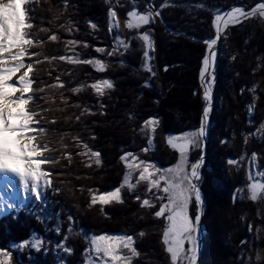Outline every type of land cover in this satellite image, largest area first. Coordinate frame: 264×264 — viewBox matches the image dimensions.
<instances>
[{
  "label": "trees",
  "instance_id": "obj_1",
  "mask_svg": "<svg viewBox=\"0 0 264 264\" xmlns=\"http://www.w3.org/2000/svg\"><path fill=\"white\" fill-rule=\"evenodd\" d=\"M148 3L159 7L163 0H70L67 7L62 0H47V3L41 0L34 13L36 27L31 31L45 43L42 49L38 47L31 51L42 50L48 56L72 55L63 40L74 36L89 45H77L76 53L82 57L103 59L107 64L106 71L98 73L89 65L53 62L61 70L72 71L75 79L70 87L81 83L87 85L102 78L111 79L115 84L102 98L106 105L105 115L86 114L82 122H76L65 121L63 114L56 113L59 123L49 125L59 130L49 137L57 149L50 155L61 159L59 164L44 167L51 168L54 186L60 192L54 194L49 189L47 203L39 207L29 205L26 210L28 215L19 212L15 219L8 216L0 219V246L12 251L14 264H55L53 244L46 243L39 252L30 248L17 251L11 245L31 239L33 235L46 242L63 239L69 224L68 214L73 215L75 220L67 241L74 247V252L71 256L62 254L67 260H80L82 264L83 250L88 247L85 236L107 233L136 237L135 246L140 256L135 264H170L160 240L162 221L152 216L154 209L140 208L134 194L125 189L126 203L105 206V212L110 214L106 218L101 215L99 205L87 209L90 200L88 189L103 192L118 186L124 172L119 157L124 150L134 151L162 168L176 162L178 153L168 145L167 136L199 128L204 105L199 85L200 69L206 53V45L202 41L215 38L212 27L214 13L224 12L233 6H251L254 0H170V6L161 9L162 16L156 17L152 25L142 26L139 30L127 29V11L132 10L134 5L138 11L146 10ZM197 4L203 7H197ZM49 5L52 11L47 10ZM110 6L117 12L120 21L119 29L112 32L108 31ZM69 20L75 22L79 29L72 36L59 27ZM88 21L95 22L97 28H90ZM39 27L48 28L49 32H39ZM148 28L154 40L151 64L155 76L142 68L144 46L138 36ZM53 32L61 36V41L47 40ZM117 34L128 43L127 50L121 48L113 56H101L95 51L96 47L111 50ZM225 34L227 39L221 37L213 70L214 105L209 112L206 131L207 156L200 169L199 185L207 202V212L202 218L205 234L199 264H239L241 240L264 249V201H251L246 189L253 153L257 154V168L264 170V134L257 132L260 124L264 123V61L258 59L264 58V21L259 18L246 20L227 29ZM35 68L39 69L40 78L50 82L46 62ZM73 76L65 75L63 79L69 81ZM253 87L256 90L255 99L250 91ZM65 95L72 102L86 104L97 111L98 98L90 87H85L76 95L70 92H65ZM250 104H254V112L248 117L245 110ZM79 111L77 108L67 109L68 113ZM151 117L158 118L160 123L153 137V150L145 154L140 149L147 145L148 136L146 130L141 131V126ZM61 133H67L62 141L68 145L67 149L61 147ZM77 134L101 152V168H86L81 158L75 155L77 149L71 137ZM93 135L95 139L90 138ZM202 147L203 144L201 148L190 150L189 159H199ZM65 151L73 155L72 164L67 167H64L67 160L62 158ZM230 159L237 162L229 164ZM137 192L144 195L143 183L137 185ZM56 212H60L59 221L54 217ZM242 216L245 219H241ZM57 222L61 223L59 236L53 230ZM250 223L253 225L251 232L248 229ZM257 227L262 229L259 238ZM140 231L145 232L143 237L137 235Z\"/></svg>",
  "mask_w": 264,
  "mask_h": 264
},
{
  "label": "snow or ice",
  "instance_id": "obj_2",
  "mask_svg": "<svg viewBox=\"0 0 264 264\" xmlns=\"http://www.w3.org/2000/svg\"><path fill=\"white\" fill-rule=\"evenodd\" d=\"M44 2L47 3V0ZM62 2L67 7L70 0H62ZM40 4L41 0H0V177L3 178V186L8 194L7 198L0 196V213H6L10 219L17 218L21 210L20 205L14 203L17 182L23 191L24 199L37 207L47 203L49 189L54 194L60 192V189L54 186V173L51 168L44 167V165L59 164L61 159V157L50 155L57 151L53 147L54 142L49 138L59 131L49 126L59 123L56 113L63 114L65 121L76 122H82V117L86 114L105 115L106 105L102 102V98L114 88L113 81L107 78L95 79L87 85L81 83L70 87L69 85L75 79L72 71L61 70L57 64L53 63L59 61L74 66L89 65L98 73L106 71L107 64L103 59L82 57L75 52L77 45L81 43L84 47L89 45L72 36L79 29L78 25L71 20L59 27L64 28L69 36H72L63 40L65 48L71 51L72 55L48 56L42 50L31 51L38 47L42 49L45 43L44 39L31 31L36 27L34 13ZM168 6H170V0H163L159 7L148 3L146 10L143 11L136 10L134 5L133 9L126 13L125 27L129 30H139L142 26L152 25L156 17L162 16L161 9ZM171 6L181 5L171 4ZM196 6L203 7L202 4ZM47 10L52 11L51 5ZM107 15L108 31L118 30L120 27L118 14L111 6ZM253 18L264 21V0H254L251 6H233L223 14L214 13L212 27L215 29L216 36L202 41L206 45V53L200 69V82L204 89L205 104L200 127L193 132L167 136L168 145L178 153L176 162L162 168L156 162L141 158L134 151L124 150L119 157L124 172L118 186L103 192L93 188L88 189L90 200L87 209L91 210L99 205L101 215L106 218L110 214L105 212V206L126 203L125 189L134 194L140 208L154 209L152 216L162 221L160 240L170 258V264H196L197 262L201 219L207 212V202L199 185L203 155L192 161L189 159V152L194 148H201V140L206 133L212 102V85L215 82V76L210 69L214 68L218 51L216 45L222 35L225 40L227 39L225 30L229 25L240 24ZM88 23L90 28H97L95 22L88 21ZM39 32H49V29L39 27ZM150 32V28L146 29L139 34L138 39L144 46L142 68L155 76L156 73L151 64L155 48ZM176 34L179 35V33ZM47 40L58 42L61 41V36L53 32L47 36ZM128 47V43L117 34L111 50L96 47L95 51L101 56H113L121 48L127 50ZM258 59L264 61V58ZM45 62L49 65L50 82L40 78L39 69L35 68L36 65ZM65 75L73 76V80L65 81L63 79ZM85 87H90L98 98L97 111H93L86 104L72 102L70 97L65 95V92L79 94ZM250 91L255 99V87ZM69 108H77L80 111L68 113ZM248 110L252 112L254 104H250ZM159 123L158 118L155 117L143 122L141 131L146 130L148 139L147 145L140 149L141 152L147 154L153 150V137ZM257 132L264 134V123L260 124ZM65 135L67 133H61L60 136L63 149L68 147L67 144L62 143ZM90 138L96 137L93 135ZM71 139L77 149L75 155L81 158L84 167L99 169L103 166V158L99 150L94 149L79 134L72 136ZM62 158L67 160V165L64 167L72 164V153L65 151L62 153ZM256 160L257 154L253 153L250 163L254 165ZM236 162L232 159L228 161L229 164ZM79 178L78 176L77 179ZM248 179V198L253 202L264 201V171L250 172ZM141 183L145 185L143 196L137 192V185ZM54 217L59 221L60 212L54 213ZM241 219L245 217L242 216ZM74 220V216L68 214L67 233L61 240L46 242L39 236L33 235L31 239H24L12 244L11 247L17 251L30 248L39 252L46 243L53 244L55 264H81L80 260L72 262L62 255L71 256L74 252V247L67 243L69 234L73 232ZM248 229L250 232L253 231L251 223ZM53 230L58 236L61 235V223H55ZM261 230L259 227L256 228L257 238ZM137 235L143 237L145 232L140 231ZM85 240L88 242V247L83 250V264H135L136 258L140 256L135 246L137 239L132 234H92L86 235ZM240 244L242 249L239 264H264V249L247 240H241ZM245 244L248 245L247 248L243 247ZM0 264H14L12 251L4 246H0Z\"/></svg>",
  "mask_w": 264,
  "mask_h": 264
},
{
  "label": "rangeland",
  "instance_id": "obj_3",
  "mask_svg": "<svg viewBox=\"0 0 264 264\" xmlns=\"http://www.w3.org/2000/svg\"><path fill=\"white\" fill-rule=\"evenodd\" d=\"M221 14H223V12H220ZM241 24V23H240ZM240 24H236V25H234V26H229L227 29H229V28H233V27H235V26H238V25H240ZM226 29V30H227ZM226 30H225V32H226ZM214 31H215V29H214ZM215 36H216V33H215ZM223 36V35H222ZM221 36V37H222ZM220 40H221V38H220ZM219 43H220V41H219ZM219 43H218V50H219ZM215 68V67H214ZM214 70V69H213ZM213 72V71H212ZM200 85V84H199ZM200 90H201V88H200ZM201 94H202V91H201ZM201 98H202V96H201ZM202 101H203V104H204V100H203V98H202ZM213 105H214V101H213ZM203 107H204V105H203ZM203 110V109H202ZM211 111V110H210ZM246 111V114H247V116L248 117H250V116H252L253 115V112H254V110L252 111V112H249V110H248V108L245 110ZM200 122H201V119H200ZM249 123V122H248ZM208 126V121H207V125H206V131H207V127ZM199 127H200V124H199ZM199 129V128H198ZM197 129V130H198ZM205 137H206V133H205ZM207 139V138H206ZM208 142V141H207ZM201 144H203V142H202V140H201ZM208 146V145H207ZM174 150V149H173ZM175 151V150H174ZM202 154H203V147H202ZM201 157V156H200ZM258 160V159H257ZM205 161V160H204ZM204 161H203V163H204ZM202 167V166H201ZM257 171H261V170H259L258 168H257V166H256V161H255V163H254V165L253 164H251L250 163V166H249V171H248V173H250V172H257ZM264 171V170H263ZM201 188V187H200ZM243 189H245V187L243 188ZM247 189V188H246ZM201 191H202V189H201ZM203 193V192H202ZM247 193H248V190H247ZM203 196H204V194H203ZM14 203H16L17 205H20V208H21V210H20V213L21 212H24V214H27L28 215V213L29 212H27L28 211V209H27V206L28 205H30L31 203L29 202V201H27V200H25L24 199V194H23V191H22V189L21 190H18V196L14 199ZM27 210V211H26ZM2 216H7V214L6 213H0V219H1V217ZM203 226V225H202ZM203 229H204V227H203ZM205 230V229H204ZM204 234H205V231H203V237H204ZM203 237H202V239H203ZM202 246V245H201ZM199 261H200V257H199ZM83 264V263H82Z\"/></svg>",
  "mask_w": 264,
  "mask_h": 264
},
{
  "label": "water",
  "instance_id": "obj_4",
  "mask_svg": "<svg viewBox=\"0 0 264 264\" xmlns=\"http://www.w3.org/2000/svg\"><path fill=\"white\" fill-rule=\"evenodd\" d=\"M231 8V7H230ZM230 8H228L227 10H225V11H228V10H230ZM224 11V12H225ZM229 26H234V25H229ZM219 41H220V39L218 40V43H219ZM218 43H217V45H216V48L218 49ZM217 53H218V51H217ZM216 58H217V55H216ZM216 58H215V63H214V67H215V65H216ZM213 69L214 68H212V69H210V71H213ZM200 88H201V91H202V98H203V92H204V89H203V87L201 86V82H200ZM203 100H204V98H203ZM213 101H214V99H213V96H212V102H211V106H210V110L212 109V107H213ZM204 104H205V102H204ZM202 112H203V110H202ZM201 116H202V113H201ZM202 142H203V161L206 159V156H207V150H208V146H207V139H206V137L204 136L203 138H202ZM202 165H203V163H202ZM201 189V188H200ZM203 194V193H202ZM202 218H203V216H202ZM203 231H204V229H203V226H202V219H201V228H200V232H199V239H200V247H199V249H198V253H197V262H196V264H199V257H200V251H201V245H202V237H203Z\"/></svg>",
  "mask_w": 264,
  "mask_h": 264
},
{
  "label": "bare ground",
  "instance_id": "obj_5",
  "mask_svg": "<svg viewBox=\"0 0 264 264\" xmlns=\"http://www.w3.org/2000/svg\"><path fill=\"white\" fill-rule=\"evenodd\" d=\"M120 78V77H119ZM73 80V79H72ZM115 84V83H114ZM116 86V85H115ZM116 88V87H115ZM135 109V108H134ZM208 181V180H207ZM19 184L17 182V186H16V189H15V192H16V196L15 198L17 197V194H18V189H19ZM209 194V193H208ZM7 192L5 191L4 189V186H3V178L0 177V196H4L5 198H7ZM212 197V196H211Z\"/></svg>",
  "mask_w": 264,
  "mask_h": 264
}]
</instances>
